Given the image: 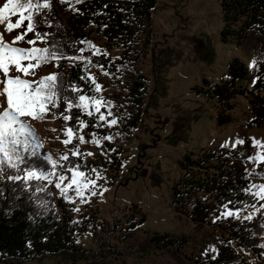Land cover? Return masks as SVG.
Listing matches in <instances>:
<instances>
[{"label":"rangeland","instance_id":"rangeland-1","mask_svg":"<svg viewBox=\"0 0 264 264\" xmlns=\"http://www.w3.org/2000/svg\"><path fill=\"white\" fill-rule=\"evenodd\" d=\"M4 2L0 0V5ZM57 3L63 6L64 18L69 13H79L76 4ZM208 5L207 0H157L150 25L138 34L140 58L130 66L132 72L145 76L141 90L134 91L133 79L123 73L104 75L97 66L88 73L102 86L96 94L105 101L101 112L107 115L106 108H110L111 118L119 121L111 129L100 122L101 130L94 133L82 128L86 141L81 144L84 160L95 164L94 169L103 177L97 181L98 187L107 191L83 204L74 188L67 194L73 203L62 199L55 188L53 193L69 215L87 227L78 236V244L90 251L91 258L70 263L47 257L42 261L9 264H177L164 254H141L137 246L155 232L184 234L190 238L187 248L190 256L197 251L192 244L207 239L210 226L196 229L181 209L189 211L196 197L211 201L212 196L197 190L191 201L183 203V208L172 203V185L184 173L179 161L189 152L199 153L219 144L230 146V142L242 139L244 133L256 141H264V127H246L252 114L244 96L232 99L230 123L219 125L214 120L221 106L205 92L207 87L202 79L212 84L224 79L232 57L242 58L248 66L254 62L253 67L249 66L254 70L258 60L251 47L222 41L219 4L215 0L212 7ZM86 30L101 54L106 52L113 61L121 58L123 47L111 43L103 28L90 23ZM15 31L19 33L22 29ZM0 33H4V24H0ZM4 35L10 41L11 34ZM29 37L34 38L28 34L25 39ZM18 46L28 47L24 42ZM36 71L38 76H44L54 72L55 67L46 65ZM25 123L39 132L44 147L55 159L69 152L68 146L61 143L66 138L65 129L54 113L49 112L43 121L26 118ZM105 135L112 136L111 143L103 140ZM93 138L100 140V148L90 142ZM88 152L92 155H85ZM94 169L85 172L89 178L95 179ZM65 176L71 179L69 172ZM260 184H264V179L257 180L256 185ZM227 210L223 212L225 217ZM260 212L251 207L239 210L238 215L233 212L231 217L244 220ZM232 245L235 252L254 260L247 249L235 242Z\"/></svg>","mask_w":264,"mask_h":264},{"label":"trees","instance_id":"trees-1","mask_svg":"<svg viewBox=\"0 0 264 264\" xmlns=\"http://www.w3.org/2000/svg\"><path fill=\"white\" fill-rule=\"evenodd\" d=\"M57 1L61 0H50L51 11L47 21L39 23L37 30L49 32V40L54 39L58 47L63 46L65 52L70 51L69 42L73 38L76 41L90 42L80 46L85 49L84 56L93 61L73 66V62L62 59L59 61L60 67H55V62L50 61L47 65L55 67L52 73H63L64 89L70 81L79 82L78 76L88 75L90 69L97 64L105 65L110 73H123L131 77L134 91L144 88L145 76L135 74L130 66L140 58L137 51L138 34L150 25L157 0H80V3L71 0V4L77 5L79 13H69L66 18L61 14L63 6ZM65 2L69 3V0ZM219 2L223 21L220 31L222 41L251 47L258 66L254 70L242 58L232 57L227 64L226 77L220 82L212 84L208 79H202L204 87H207L205 92L220 103L217 113L219 125L233 120L232 99L240 95L249 100L251 108L252 117L246 127H264V0ZM90 23L103 28L111 43L123 47L119 60L113 61L110 57L101 55L91 56L94 50L91 47L93 38L86 30ZM44 46L49 45L42 44L38 47ZM81 87L87 89V83H81ZM63 94L73 95L67 91ZM51 112L64 129L71 126L75 130L76 139L67 145L70 159H74L70 149L75 145L82 154L76 161L81 169L84 172L94 169L92 161L84 160L81 144L78 143V137L82 135L79 121L62 120V115L74 116L78 110L74 108L68 113L61 102L59 108ZM81 119L86 125L84 129L87 133L101 130V123L99 127L92 126L97 121L96 113L93 117L81 114ZM14 138L16 143L12 144L13 137H8V149L12 163L17 167H11L3 153H0V264L42 261L47 257L62 258L70 263L88 260L91 258L90 251L78 244V236L87 227L74 220L62 207L53 193L54 187L35 178L30 182L7 179L8 175L23 178L29 171L47 174L51 170L47 157L51 155L54 158L44 147L39 132L30 125L23 131L17 129ZM249 138L252 137L243 134L242 139ZM37 144L42 147H36ZM256 152L264 153V148L257 147L254 150L245 143L243 148L237 147L235 150L231 146H216L199 153L185 154L179 163L184 173L172 185L171 200L175 206L183 208V203L187 199L191 201L197 190H204L212 196L211 201H202L196 197L189 211L181 209L195 223L196 229L210 226L207 239L193 243L197 251L189 256L187 248L191 243L188 236L155 232L138 244L137 251L141 254H164L177 264H264V248L259 246L264 243V210L251 220H237L223 215L226 209L247 210L251 208L250 204L258 203L242 190L245 186L256 185L257 180L264 177V164L250 163L245 158ZM245 169L255 175L248 177ZM66 172L62 171V174L65 175ZM252 191H256L255 188ZM233 242L247 249L254 260H248L235 252Z\"/></svg>","mask_w":264,"mask_h":264},{"label":"snow or ice","instance_id":"snow-or-ice-1","mask_svg":"<svg viewBox=\"0 0 264 264\" xmlns=\"http://www.w3.org/2000/svg\"><path fill=\"white\" fill-rule=\"evenodd\" d=\"M61 2L63 3L65 0H61ZM76 3H80V0H76ZM69 4L71 6V0H69ZM50 11V0H5L0 5V24H4V33L11 34L9 41L5 39L4 33H0V153H3L13 168H16L17 165L12 163V157L9 154L8 137H13L11 143L15 144L14 137L17 129L23 131L29 127L25 123L26 118L33 121H43L49 112L59 108L61 102L64 103L65 111L68 113H71L74 108L78 110L74 116L62 115V120L64 122L72 119L78 120L80 128L86 127L81 119V114H86L88 117H93L94 113L98 114V120L92 125L95 127H99L100 122H103L107 128L111 129L119 123L118 119L111 118L110 108H106L107 115L105 112H101V109L105 108V101L96 94L102 90V86L91 74L86 76L81 74L77 78L79 82L70 81L66 89H64L63 73L38 76L36 70L46 66L50 61L55 62V67H60L59 61L62 59L73 62V66L85 61L87 63L93 62L84 56L85 49L80 46L90 42L86 40L76 41L73 38L69 42L70 51L65 52L62 45L58 47L54 39L49 40L51 35L49 32L37 30L39 23L47 21ZM13 17L16 18L14 22H12ZM25 22L26 26H24ZM48 27H51V24H48ZM21 28L23 30L19 33L15 31ZM29 33H32L34 38L25 39ZM20 42L26 43L28 47L18 46ZM37 43L49 46L37 47L35 46ZM91 47L94 49L91 56H107L106 52L101 54L97 46L91 45ZM96 66L101 68L102 74H111L105 65L97 64ZM249 66L253 67L254 62ZM81 83H87V89L82 88ZM64 91L73 95H64ZM85 92L90 94H85ZM51 131H55V129H51ZM63 134L66 138L61 143L65 146L76 139L75 130L71 126L67 127ZM103 140L111 143L112 136L105 135ZM90 142L97 148L101 147L100 140L97 138H93ZM78 143H86L82 135L78 137ZM245 143H248L249 147L254 150L257 147L264 148V141H256L254 137L248 140L237 138L230 142V146L235 150L237 147L243 148ZM36 147H42V145L37 144ZM109 151L112 150L109 149ZM70 152L74 159H70L67 154L61 155L58 160L49 155L47 162L51 170L47 174L29 171L25 173L23 178L19 175H8L7 179L9 181L23 179L30 182L35 178L44 181L59 191L61 198L68 203H73L67 195L69 190L73 188L76 197L80 198L82 204L90 203V197L103 196L107 189L98 187L97 181L103 179L99 170H93L95 179L89 178L81 169L80 164L76 162L82 155L79 149L73 145ZM85 155L91 156L92 153L88 152ZM245 158L250 163L264 164V153L261 152H256L255 155L248 154ZM57 169L69 172L71 179L69 180L62 174V171H57ZM245 173L248 177L255 175V173H249L247 169H245ZM66 180L68 182L64 183ZM253 188L258 189V191H252ZM242 190L258 202L257 204H250L249 207L256 208L258 211L264 210V184L245 186ZM233 212L239 214L238 209H228L226 215L232 216ZM245 219L251 220L253 216H247ZM259 246L264 248V243ZM213 251L217 250L213 249Z\"/></svg>","mask_w":264,"mask_h":264},{"label":"crops","instance_id":"crops-1","mask_svg":"<svg viewBox=\"0 0 264 264\" xmlns=\"http://www.w3.org/2000/svg\"><path fill=\"white\" fill-rule=\"evenodd\" d=\"M208 1V3H209V5L208 6H210L211 5V7H212V5H214L215 4V0H207ZM217 1V3L219 4V8H220V12H221V7H220V2H219V0H216ZM226 72H227V68H226ZM218 82H220V81H218V80H215V83H218ZM215 122H217V115H216V117H215ZM217 146H222L221 144H219V145H217ZM181 161V160H180ZM180 161H179V163H180ZM180 165V164H179Z\"/></svg>","mask_w":264,"mask_h":264}]
</instances>
